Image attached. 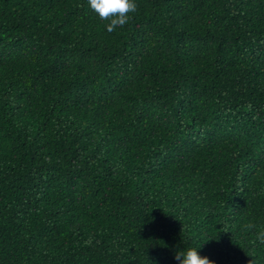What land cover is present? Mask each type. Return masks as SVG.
I'll use <instances>...</instances> for the list:
<instances>
[{
    "label": "trees",
    "instance_id": "obj_1",
    "mask_svg": "<svg viewBox=\"0 0 264 264\" xmlns=\"http://www.w3.org/2000/svg\"><path fill=\"white\" fill-rule=\"evenodd\" d=\"M136 3L0 0V264H264V0Z\"/></svg>",
    "mask_w": 264,
    "mask_h": 264
},
{
    "label": "clouds",
    "instance_id": "obj_2",
    "mask_svg": "<svg viewBox=\"0 0 264 264\" xmlns=\"http://www.w3.org/2000/svg\"><path fill=\"white\" fill-rule=\"evenodd\" d=\"M87 3L100 20L108 21L105 27L109 33L128 24L131 19L130 14L136 13L138 9L136 0H87ZM247 107L248 110H251V105ZM244 228L251 230L255 228V225L248 223L244 225ZM257 241L264 245V229L256 234L254 243ZM91 243L92 240L89 239L85 242V245L90 246ZM174 258L179 264H214L208 257H202L195 248L179 251Z\"/></svg>",
    "mask_w": 264,
    "mask_h": 264
}]
</instances>
